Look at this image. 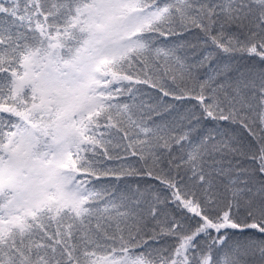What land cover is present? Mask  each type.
<instances>
[{"label": "snow or ice", "instance_id": "6c2138e0", "mask_svg": "<svg viewBox=\"0 0 264 264\" xmlns=\"http://www.w3.org/2000/svg\"><path fill=\"white\" fill-rule=\"evenodd\" d=\"M0 264H264V0H0Z\"/></svg>", "mask_w": 264, "mask_h": 264}]
</instances>
